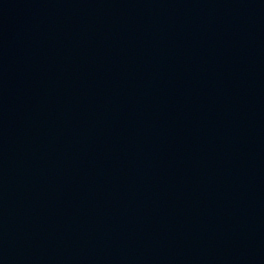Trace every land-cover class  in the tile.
Here are the masks:
<instances>
[{"label":"water","instance_id":"water-1","mask_svg":"<svg viewBox=\"0 0 264 264\" xmlns=\"http://www.w3.org/2000/svg\"><path fill=\"white\" fill-rule=\"evenodd\" d=\"M0 264H264V0H0Z\"/></svg>","mask_w":264,"mask_h":264}]
</instances>
